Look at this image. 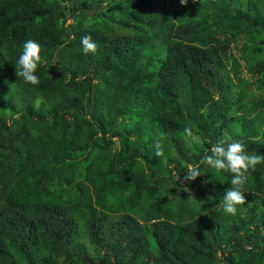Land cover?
<instances>
[{
	"label": "trees",
	"instance_id": "trees-1",
	"mask_svg": "<svg viewBox=\"0 0 264 264\" xmlns=\"http://www.w3.org/2000/svg\"><path fill=\"white\" fill-rule=\"evenodd\" d=\"M260 46L264 0H0V264H264V163L235 216L200 164L227 137L264 154Z\"/></svg>",
	"mask_w": 264,
	"mask_h": 264
},
{
	"label": "clouds",
	"instance_id": "clouds-1",
	"mask_svg": "<svg viewBox=\"0 0 264 264\" xmlns=\"http://www.w3.org/2000/svg\"><path fill=\"white\" fill-rule=\"evenodd\" d=\"M182 5H186L188 0H180ZM82 52L84 54H95L98 46L93 41L91 35H85L81 39ZM41 45L33 39L25 41L23 51L19 55L15 65V74L21 78L25 84L36 86L39 84V77L35 74L41 61ZM184 133L192 138L193 132L190 127H185ZM155 156L163 157L164 147L162 141L157 139L154 142ZM211 154H205L200 164L207 165L217 172L224 171L232 174L231 186L228 187L219 207L228 214L235 216L238 206L246 203L244 186L248 180L250 170H255L258 164L264 163V154L249 153L246 146L231 137L218 139L210 150ZM202 175L199 164L189 166L183 177H179L180 185L184 186L185 191L190 190L186 184L195 181Z\"/></svg>",
	"mask_w": 264,
	"mask_h": 264
},
{
	"label": "rangeland",
	"instance_id": "rangeland-1",
	"mask_svg": "<svg viewBox=\"0 0 264 264\" xmlns=\"http://www.w3.org/2000/svg\"><path fill=\"white\" fill-rule=\"evenodd\" d=\"M260 51L256 54H249L247 56V59H248V63L251 64L253 62H255L258 58H261V57H264V46H260ZM231 52L234 53L235 55H238V51H237V48L236 46H232L231 47ZM242 70H243V74L245 75L246 78L249 79V81L251 82V86L252 88L255 86L253 83H252V80L253 78L250 77V75L247 73L245 67H244V64L241 63V67H240ZM12 85L9 81L7 80H3V82H1L0 84V92L1 93H5V92H8L10 89H11ZM196 142L198 141V138L196 136H192V138L190 139V143L192 142ZM210 205V204H209ZM208 205V206H209ZM206 206V207H208ZM201 208H198V207H192L191 208V214L194 216V215H197L199 212H201Z\"/></svg>",
	"mask_w": 264,
	"mask_h": 264
}]
</instances>
